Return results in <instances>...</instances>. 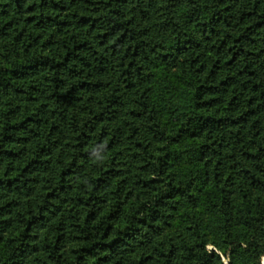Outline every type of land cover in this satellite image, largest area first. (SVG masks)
<instances>
[{"label":"trees","instance_id":"trees-1","mask_svg":"<svg viewBox=\"0 0 264 264\" xmlns=\"http://www.w3.org/2000/svg\"><path fill=\"white\" fill-rule=\"evenodd\" d=\"M0 264H264V0H0Z\"/></svg>","mask_w":264,"mask_h":264},{"label":"rangeland","instance_id":"rangeland-1","mask_svg":"<svg viewBox=\"0 0 264 264\" xmlns=\"http://www.w3.org/2000/svg\"><path fill=\"white\" fill-rule=\"evenodd\" d=\"M203 212V215H204V217L206 218V219H208V217H209V214L206 212V211H204V210H202ZM175 223L173 224V227H172V230L171 231H173L175 228H176V221H174ZM233 247V245L231 246V248ZM210 249H211V247H209ZM221 258H222V260L225 262V263H229V254L227 253V255H225V256H221ZM262 263H263V261H262Z\"/></svg>","mask_w":264,"mask_h":264}]
</instances>
